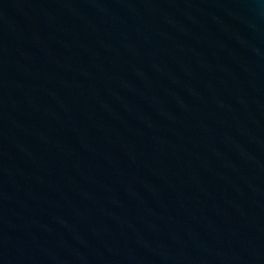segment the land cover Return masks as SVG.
<instances>
[{"label":"water","instance_id":"95a60500","mask_svg":"<svg viewBox=\"0 0 264 264\" xmlns=\"http://www.w3.org/2000/svg\"><path fill=\"white\" fill-rule=\"evenodd\" d=\"M0 264H264V0H0Z\"/></svg>","mask_w":264,"mask_h":264}]
</instances>
